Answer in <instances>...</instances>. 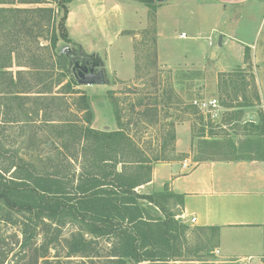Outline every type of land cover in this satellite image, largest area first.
<instances>
[{"label": "rangeland", "instance_id": "374dc122", "mask_svg": "<svg viewBox=\"0 0 264 264\" xmlns=\"http://www.w3.org/2000/svg\"><path fill=\"white\" fill-rule=\"evenodd\" d=\"M64 1L0 0V98L5 99H0V144L6 150L27 146L24 151L30 153L32 162L39 170L46 167L47 158L56 164L60 160L57 153L72 146L68 124L84 125L88 117L83 110L85 107L89 108L92 129H117L116 117L110 107L113 103L120 119V128L148 157H163L164 161L154 162L152 166L179 159L176 128L183 124L189 126L195 139L196 145L191 151L198 159H221L226 156L248 159L255 157L256 151L261 152L264 138L250 136L256 132L247 119L252 111L247 107H237L244 104V97L251 102L254 98L251 83L254 75L248 71V66L225 73L221 80L227 82L228 86L223 87L222 84L218 85L219 73L208 64L193 60L188 66H174L172 69L159 64V33L170 28L178 31L182 26L194 33L196 23L200 22L198 18L195 23L184 15L188 22L175 24L173 17L184 11L197 14L200 7L191 5L186 10L174 9L166 15H158L157 7L124 3L125 15L121 14L122 23L118 33H114V40L107 45L102 42L95 26L92 31L74 37L66 29L69 41L57 37L65 9L69 11L71 4L78 6L87 3L86 0ZM190 1L198 3V0ZM42 9H51L53 13L49 17V14L40 12ZM211 20L215 21L214 18ZM247 23V20H243L237 25L235 34L238 37H241ZM249 25L255 26L253 23ZM208 26L207 19L203 27ZM54 35L57 38L56 50L81 46L86 55L97 54L104 63L108 84L75 86L66 90L64 85L71 76L61 77L60 60L51 48ZM201 37L208 36L204 34ZM203 43L206 45L205 41ZM222 51V57L227 60L228 52ZM63 65L67 70L69 61ZM231 82H234V87L229 85ZM225 93L236 98L233 107H222L220 118L215 122L207 121L208 126L202 127L200 123L205 117L190 102L194 99H216L221 103L226 100ZM4 111L7 114L2 116ZM15 115L19 117V126L1 123L12 120ZM172 132L173 141L170 139ZM21 134L26 138L19 137ZM208 137L212 140L202 139ZM151 195L155 196L156 206L140 202L141 206L156 225L167 222L173 229L167 245L157 250L166 260L173 264H233L222 263V259L213 251L216 231L177 224L175 215L179 212V198L166 190ZM18 220L21 222L23 217L0 201V261H4V264H148L116 258L117 248L121 245L116 235L93 228L74 217L52 222L44 220L45 226L32 225L34 233L31 243L22 247ZM248 238L236 240L230 237L229 248L236 253H253L255 250L249 246L255 242ZM151 250L149 247L146 252ZM42 254L45 258H38Z\"/></svg>", "mask_w": 264, "mask_h": 264}, {"label": "crops", "instance_id": "0c3cea01", "mask_svg": "<svg viewBox=\"0 0 264 264\" xmlns=\"http://www.w3.org/2000/svg\"><path fill=\"white\" fill-rule=\"evenodd\" d=\"M86 2L78 6L71 4L66 29L74 37L82 32L92 31L95 26L102 42L107 45L114 40V33H118L122 23L121 14L125 15L124 3L130 6H156L158 15H166L174 9L186 10L191 5L194 8L200 7L197 14L184 11L185 14L173 17L175 24L188 22L185 21L187 15L189 21L195 22L198 18L200 22H195L197 27L194 33L185 30L187 27L182 25L178 31L170 28L159 33V64L172 69L188 66L194 60L195 63L208 64L219 74L243 70L248 66V71L254 75L258 96V101H253V105L247 107L252 111L247 119L256 130L250 136L264 138V0H198L194 4L190 0ZM212 18L215 19L214 22ZM207 19L209 26L204 28L203 23ZM243 20L248 23L241 37H238L235 30ZM252 23L255 26L249 25ZM248 28L251 30L248 31ZM181 34L186 35V39H181ZM204 34L208 37H201ZM220 36L222 40L219 46ZM210 42L212 45H209ZM246 49L250 64L244 62ZM222 50L228 52L227 60L222 57ZM210 138L202 139L209 141L212 140ZM195 143L189 126H178L176 152L179 159L154 164L151 181L137 188L136 192L151 195L153 192L166 190L180 200L179 212L175 215L177 224L201 230L217 228L213 251L215 254L218 252L222 263L264 264V148L261 152L256 151L255 157L248 159L240 156L198 159L191 151ZM163 230H166V238L169 239L173 234L172 226H162ZM248 236V239L256 243L248 245L255 250L253 253H236L229 248L230 237L241 240Z\"/></svg>", "mask_w": 264, "mask_h": 264}, {"label": "trees", "instance_id": "16d2710c", "mask_svg": "<svg viewBox=\"0 0 264 264\" xmlns=\"http://www.w3.org/2000/svg\"><path fill=\"white\" fill-rule=\"evenodd\" d=\"M72 1L65 0L64 3ZM40 12L49 14V17L53 13L51 9H42ZM67 15L68 11L65 9L64 17L58 25L60 34L57 37L64 41H69L65 27ZM56 39L54 35L51 40L52 51L60 60L61 77H69L63 65L68 59L60 54V50H56ZM249 61L246 49L244 62L247 64ZM219 77L218 85L228 86L227 82L221 80L225 74H219ZM251 83L254 90L253 101H258L254 79ZM229 85L234 87V82ZM75 86L70 78L64 88L69 91ZM225 96L227 101L222 100L219 103L221 107H233L232 103L237 101L236 98H231L227 93ZM253 101L244 97V104L237 107L252 106ZM6 105L5 103V108ZM110 107L116 117L115 131L92 129L89 108L85 107L83 110L88 117L84 125L68 124L71 148L57 153L60 160L56 164L54 160L47 158L46 167L42 170L32 162L30 153L24 151L27 146L6 150L0 144V201L9 210L23 217L21 222L18 220L23 238L22 247L31 243L34 233L32 225L45 226L44 220L52 222L59 218L74 217L93 228L116 235L121 243L116 253L118 259L127 258L136 263L170 264L162 252L157 251L169 241L166 230L162 231V226L167 228L169 225L167 222L156 225L140 204L147 202L156 206L155 196L136 192L137 188L151 181L152 164L164 159L160 155L148 157L120 128V119L113 103ZM1 114L3 116L7 112ZM1 123L19 126L20 120L15 115L12 120ZM200 124L204 128L208 126V122L203 119ZM19 137L26 138L22 134ZM170 139L174 140L173 132ZM8 216L12 217L10 214ZM211 230L218 231L217 228ZM149 247L152 250L146 252ZM38 258L43 259L45 255ZM0 264H4V261H0Z\"/></svg>", "mask_w": 264, "mask_h": 264}, {"label": "water", "instance_id": "95a60500", "mask_svg": "<svg viewBox=\"0 0 264 264\" xmlns=\"http://www.w3.org/2000/svg\"><path fill=\"white\" fill-rule=\"evenodd\" d=\"M222 37L218 38L221 45ZM60 54L70 62L67 72L76 86H105L108 78L104 63L97 54L86 55L81 46L77 48L61 47ZM86 58V61L84 59Z\"/></svg>", "mask_w": 264, "mask_h": 264}, {"label": "built area", "instance_id": "2783aa9c", "mask_svg": "<svg viewBox=\"0 0 264 264\" xmlns=\"http://www.w3.org/2000/svg\"><path fill=\"white\" fill-rule=\"evenodd\" d=\"M180 38L186 39V35L181 34ZM209 45H212V42H210ZM190 103L205 117V122H215L221 116L223 108L216 99H194ZM191 222H194V219H191ZM216 254H218V252H216Z\"/></svg>", "mask_w": 264, "mask_h": 264}, {"label": "flooded vegetation", "instance_id": "af4514ba", "mask_svg": "<svg viewBox=\"0 0 264 264\" xmlns=\"http://www.w3.org/2000/svg\"><path fill=\"white\" fill-rule=\"evenodd\" d=\"M84 61H86V58L84 59ZM70 63V62H69Z\"/></svg>", "mask_w": 264, "mask_h": 264}]
</instances>
